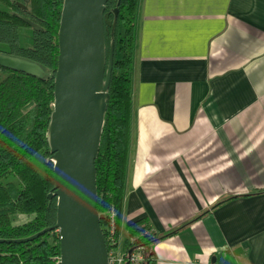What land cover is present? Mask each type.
Segmentation results:
<instances>
[{
	"label": "crops",
	"instance_id": "obj_1",
	"mask_svg": "<svg viewBox=\"0 0 264 264\" xmlns=\"http://www.w3.org/2000/svg\"><path fill=\"white\" fill-rule=\"evenodd\" d=\"M260 189L264 0H139L120 249L145 219L154 264H264Z\"/></svg>",
	"mask_w": 264,
	"mask_h": 264
},
{
	"label": "trees",
	"instance_id": "obj_2",
	"mask_svg": "<svg viewBox=\"0 0 264 264\" xmlns=\"http://www.w3.org/2000/svg\"><path fill=\"white\" fill-rule=\"evenodd\" d=\"M117 2L108 0L103 14L107 54ZM138 4L139 0H119L109 98L95 160L97 210L103 215L105 237L104 213L115 208L118 230L124 201ZM62 5L63 0H0V52L33 60L49 73L39 79L0 67V239L27 237L56 223L57 199L48 197L55 181L53 163L47 161L46 133L54 103ZM38 156L40 168L34 161ZM175 232L156 236L145 219L127 227L128 238L137 236V246L145 250V264H154L152 245ZM59 257L56 231L33 241L0 243V264H60Z\"/></svg>",
	"mask_w": 264,
	"mask_h": 264
},
{
	"label": "water",
	"instance_id": "obj_3",
	"mask_svg": "<svg viewBox=\"0 0 264 264\" xmlns=\"http://www.w3.org/2000/svg\"><path fill=\"white\" fill-rule=\"evenodd\" d=\"M108 0H63L58 30V67L54 76V103L47 128L53 163L56 223L30 236L0 239V243L33 241L56 231L60 264H109L108 249L97 210L95 160L98 156L109 98L114 60V15L110 51L103 14ZM0 67L43 79L49 73L39 63L0 52Z\"/></svg>",
	"mask_w": 264,
	"mask_h": 264
},
{
	"label": "built area",
	"instance_id": "obj_4",
	"mask_svg": "<svg viewBox=\"0 0 264 264\" xmlns=\"http://www.w3.org/2000/svg\"><path fill=\"white\" fill-rule=\"evenodd\" d=\"M104 217L106 218L105 240L109 264H145V250L141 246H137V236L127 238L124 249H120L117 213L113 206L104 213Z\"/></svg>",
	"mask_w": 264,
	"mask_h": 264
},
{
	"label": "rangeland",
	"instance_id": "obj_5",
	"mask_svg": "<svg viewBox=\"0 0 264 264\" xmlns=\"http://www.w3.org/2000/svg\"><path fill=\"white\" fill-rule=\"evenodd\" d=\"M25 32L26 31L21 32V38H22V43L24 45H27L29 42L24 39ZM34 161H35V164L40 168V166H41L40 157L38 156L37 158L34 159ZM120 244H122V242H120Z\"/></svg>",
	"mask_w": 264,
	"mask_h": 264
}]
</instances>
